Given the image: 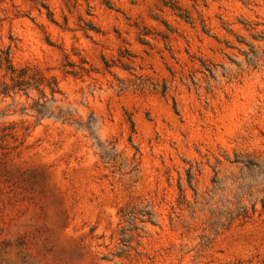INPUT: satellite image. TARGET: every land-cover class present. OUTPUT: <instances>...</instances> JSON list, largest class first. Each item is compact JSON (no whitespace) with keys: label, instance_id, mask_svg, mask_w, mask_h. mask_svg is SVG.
<instances>
[{"label":"rangeland","instance_id":"374dc122","mask_svg":"<svg viewBox=\"0 0 264 264\" xmlns=\"http://www.w3.org/2000/svg\"><path fill=\"white\" fill-rule=\"evenodd\" d=\"M0 264H264V0H0Z\"/></svg>","mask_w":264,"mask_h":264},{"label":"trees","instance_id":"16d2710c","mask_svg":"<svg viewBox=\"0 0 264 264\" xmlns=\"http://www.w3.org/2000/svg\"><path fill=\"white\" fill-rule=\"evenodd\" d=\"M8 53V56L10 55L9 54V51L7 52ZM8 67H9V69L12 71V72H14L15 71V68L13 67V65L11 64V62L9 61V64H8ZM7 87H8V85H6ZM39 112L40 113H42V111L41 110H39Z\"/></svg>","mask_w":264,"mask_h":264}]
</instances>
